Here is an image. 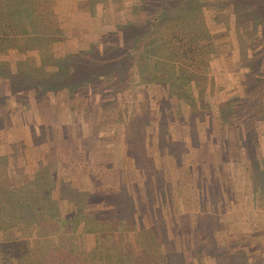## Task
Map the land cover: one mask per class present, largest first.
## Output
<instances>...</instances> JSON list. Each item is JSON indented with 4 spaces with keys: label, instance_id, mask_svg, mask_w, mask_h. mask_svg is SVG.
I'll return each mask as SVG.
<instances>
[{
    "label": "trees",
    "instance_id": "16d2710c",
    "mask_svg": "<svg viewBox=\"0 0 264 264\" xmlns=\"http://www.w3.org/2000/svg\"><path fill=\"white\" fill-rule=\"evenodd\" d=\"M94 3L95 0H90L88 18L101 22L107 37L111 32L117 33L113 43H106L104 52L77 50L71 39L67 43L69 37L64 33V26L68 18L54 11L53 0H27L25 7L29 10L23 17L27 28L25 34L13 31L12 18L7 15L4 2L0 0V77H7L15 92L24 95L28 94L27 90L32 93V90L44 91L55 86L69 100H73L72 107L84 112L95 105L103 115L113 110L118 113L116 121L119 124L133 122V115L129 114L131 105L126 109L121 106L120 100H115L124 91L123 86L127 82L151 81L170 86L173 90L179 87L191 117L198 115L207 119L208 115L213 124L219 122L228 130L234 126L235 130L238 129V138L243 142L249 140L247 133L254 121L264 116L261 99L264 80L259 78L258 71L253 72L252 69L254 64L264 66V46L261 45L258 57L254 53L257 46L255 37L258 35L264 40V0H229L222 9L224 13L221 17L218 14L208 15L213 21L221 18L226 26L239 32L241 40L249 45L255 44L245 47L239 38L238 59L245 57L250 66L249 69L244 68L242 58L237 61L238 68L234 63L231 70L237 81L229 88L225 76L214 79L209 73L207 57L211 53L207 46L211 44V39L205 29L207 17L199 0H132L128 5L118 6L125 9L127 15L119 17L114 26L102 21L103 15L106 14L108 20L114 13L108 14L104 10L99 15L92 9ZM136 7L144 10H139L142 16L135 17ZM211 50L215 56L220 55L219 49ZM13 51L24 52L27 57L17 61L18 71L21 69L18 65H26L28 57L35 54L43 59L56 58L64 69L57 72L53 83L31 80L28 72L23 79L16 78L11 76L10 60L7 58ZM250 74L251 82L247 86ZM106 87L112 90L110 95L103 93ZM208 98L215 99L216 115L208 105ZM145 109L144 106L143 120L146 119ZM127 130L131 155L136 165L143 164L148 168L147 180L144 189L135 187L129 190L125 182L118 183L114 190L115 211L111 218L104 217L99 208L87 209L98 204L99 199L79 195L77 187L63 188L59 196L54 197L51 188L59 183L60 177L46 171L42 164L35 166L31 178L24 175L23 182L17 187L14 181L9 182L5 173L0 172V229L6 230L14 224L19 233L15 238L0 239V264H221L224 259H227L226 264H262L260 260L253 259L252 248L233 251L232 247L239 240L231 238L224 226L213 230L216 232L214 241L208 232H200L194 225L190 226L186 207L179 212L175 206L171 210L173 215L178 214V225L186 238L184 241L164 222L158 223L151 205L152 191L160 205L168 201L172 206L171 195L166 196L171 190L169 188L165 192L160 171L151 159L148 160L142 143L132 138L135 130H130L129 126ZM143 133L141 129V137ZM166 144L171 148L169 142ZM178 146L177 153L183 149V144L180 142ZM244 157H249L251 161L250 165L243 162L244 174L254 191L256 206L261 210L264 159L252 155L248 147ZM4 160L7 161V155L1 153L0 161ZM150 166L154 169L150 170ZM152 186L154 189H150ZM134 197L139 200L142 217V224L137 229L130 207ZM185 201L182 200L183 204ZM68 202L73 205L70 212L67 210ZM258 226L249 228L248 239L255 237ZM135 229L136 235L130 236L129 233ZM87 235L90 242H82L81 238ZM186 248L190 252V263L184 253Z\"/></svg>",
    "mask_w": 264,
    "mask_h": 264
},
{
    "label": "rangeland",
    "instance_id": "374dc122",
    "mask_svg": "<svg viewBox=\"0 0 264 264\" xmlns=\"http://www.w3.org/2000/svg\"><path fill=\"white\" fill-rule=\"evenodd\" d=\"M131 1L95 0L92 9L99 15H102L104 10L108 14L114 13L108 20L106 14L102 17L106 25L114 26L119 17L127 15V11L118 6L124 3L128 5ZM226 1L229 2L199 0L207 17V21L204 22L205 29L211 39L209 40L211 44L207 46L211 53L207 57L209 73L214 79L221 75V78L225 76L229 81V88V85L237 81L231 70L234 63L238 68L237 61L242 58L243 67L249 69L250 66L245 57L240 56L238 59L239 38L245 47L257 44L254 52L257 54L256 57L261 53L264 40L257 35L254 39L255 44L249 45L247 41L241 40L240 35L238 37L239 32L236 33L234 29L226 26L224 20L220 18L213 21L208 16L218 14V17H221ZM89 4L90 0H53V9L68 18L64 26V33L69 37L67 43L71 39L74 40L77 50L104 52L106 43H113L117 33L111 32L107 37L101 27L102 23L97 19L88 18ZM140 9L139 7L134 9L137 14L135 17L142 16ZM12 21L13 19L11 26H14ZM22 22L24 30L17 34H25L27 31L24 20ZM210 47L219 49L220 55L215 56ZM251 54L252 52L249 55ZM25 56L24 52L16 51L7 55L10 60L11 76L23 79L28 72L31 80L53 83L57 72L64 69L57 63L56 58L43 59L39 54H35L28 57L26 65L25 63L18 65L21 66L19 71L16 70L17 61L27 58ZM140 56L148 58L145 54ZM252 69L253 72L258 71L259 78L264 80L263 65L254 64ZM251 75L247 86L251 82ZM260 83L262 84V81ZM52 87L44 91L32 90V93L27 90L28 94L24 95L15 92L7 77H0V154L7 155V161H0V172L6 174L9 182L14 181L17 187L18 183L23 182L24 175L31 178L35 166L42 164L46 171L60 177L57 187L53 184L51 188L54 197H58L63 188L77 187L79 195L99 199L98 204L87 209L99 208L104 217L111 218L115 211L114 190L118 183L125 182L129 190H134L135 187L144 189L147 180L148 168L143 164L136 165L131 155V143L127 137L129 126L130 130L131 128L135 130L132 132V138L142 143L148 160L151 159L160 171L163 189L165 192H168L169 188L171 190L166 196L171 195L172 206L168 201L160 205L152 191L151 205L157 222H164L168 229L171 228L184 241L186 238L183 229L178 225V214L173 215L171 210L173 206L178 212L186 207L190 226L194 225L200 232L206 231L210 234L216 227L224 226L235 238L243 236L242 238L248 241L246 245L250 244L249 248L254 250V256L255 254L258 257L262 256L260 261L264 264V199L263 208L260 210L256 206L254 191L243 169V162L248 165L251 162L249 157H244L247 147L252 155L264 159V116L254 121L253 127L247 133L250 135L249 140L243 142L237 137L238 129L235 130L234 126L228 130L214 119L213 124L207 114V119H201L198 115L191 117V112L186 110L183 103L179 87L173 90L174 88L170 86L151 81L127 82L123 86L124 91L115 100H120L121 106H125L126 109L131 105L129 114L133 115V122L130 124L117 123V112L112 110L111 113L103 115L95 105L82 112L71 106L72 99L69 100L61 90ZM103 93L110 95L112 90L106 87ZM261 99L264 109V93ZM208 102L216 115L213 105L215 99L208 98ZM144 106L146 119L143 120ZM199 111L204 113L202 110ZM141 129L144 132L143 137ZM167 142L171 148L167 147ZM180 142L183 149L177 153ZM149 169L153 170L154 167L150 166ZM153 178L152 176L151 180ZM184 199L185 204L182 202ZM148 201L150 199L147 203ZM66 204L70 212L73 205L71 202ZM130 207L137 229L142 224L139 200L135 197L131 199ZM258 224L255 237L248 239L249 228ZM136 229L129 233L130 236L136 235ZM18 235L14 224L6 230L0 229L1 240L6 237L15 238ZM215 235L216 232L214 237ZM81 240L89 243L91 239L87 235ZM184 253L187 262L190 263L189 249L186 248ZM226 262L227 259H224L220 263Z\"/></svg>",
    "mask_w": 264,
    "mask_h": 264
},
{
    "label": "crops",
    "instance_id": "0c3cea01",
    "mask_svg": "<svg viewBox=\"0 0 264 264\" xmlns=\"http://www.w3.org/2000/svg\"><path fill=\"white\" fill-rule=\"evenodd\" d=\"M3 2H4V5L7 9V15L13 19V21H12L13 25L16 26V28H14V26H12L13 30L16 33H22L24 28H23V22H22L23 20H21V16L24 13L28 12V10H29L27 7H25L26 2L23 0H3ZM17 26H18V28H17ZM15 58L16 57H13V59H15ZM261 215H262V213L259 214V216H261ZM208 235L211 238V240L214 241V239H215L214 232H212L211 234H210V232H208ZM230 237L235 238L234 235H231ZM242 237H236V239L239 240V243L236 246H233L232 250L236 251V250L241 249V248L247 249L249 246H251L250 244L246 245L248 243V241L244 240V238H242ZM261 257H258L255 254V256H253V259L254 260H260Z\"/></svg>",
    "mask_w": 264,
    "mask_h": 264
}]
</instances>
